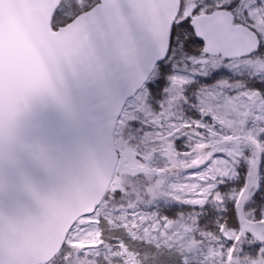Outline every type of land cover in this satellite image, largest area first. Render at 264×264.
Returning <instances> with one entry per match:
<instances>
[{
  "label": "water",
  "instance_id": "water-1",
  "mask_svg": "<svg viewBox=\"0 0 264 264\" xmlns=\"http://www.w3.org/2000/svg\"><path fill=\"white\" fill-rule=\"evenodd\" d=\"M62 1L0 0V264H50L116 170L165 174L130 167L114 133L153 74L122 38L166 35L175 0H99L53 30Z\"/></svg>",
  "mask_w": 264,
  "mask_h": 264
},
{
  "label": "rangeland",
  "instance_id": "rangeland-1",
  "mask_svg": "<svg viewBox=\"0 0 264 264\" xmlns=\"http://www.w3.org/2000/svg\"><path fill=\"white\" fill-rule=\"evenodd\" d=\"M67 3L63 0L57 9L63 18L75 11H63ZM75 3L76 11L89 5L87 0ZM247 67L264 71V61L248 62ZM185 83L183 77H173L157 110L136 94L126 103L114 133L117 152L130 167L166 173L140 184L117 180L114 189L140 187V201L129 207L101 204L72 227L50 264H264V256L239 255L241 244L264 234V220L254 222L243 210L242 198L237 200L236 229L224 223L217 228L216 217L201 222L207 215L205 205L216 210L234 194L232 188L220 192L217 185L235 178V161L244 158L254 165L264 154V100L251 91L229 94L203 87L198 94L189 93L193 99L188 100ZM185 106L196 117L189 116ZM133 113L141 114L145 130L129 128ZM177 139L182 140L179 147ZM255 180L249 183L254 186ZM172 205L176 211L168 215ZM227 240L233 245L227 246Z\"/></svg>",
  "mask_w": 264,
  "mask_h": 264
},
{
  "label": "snow or ice",
  "instance_id": "snow-or-ice-1",
  "mask_svg": "<svg viewBox=\"0 0 264 264\" xmlns=\"http://www.w3.org/2000/svg\"><path fill=\"white\" fill-rule=\"evenodd\" d=\"M68 9H77L75 0H68L63 11ZM87 10V5L80 9ZM53 19L61 24L65 22L62 11H57ZM122 44L131 47L151 65L154 74L135 89V94L144 96L145 103L153 110L160 108L158 102L169 94L172 78L178 76L186 81L183 95L188 100L193 99L189 93L195 90L198 94L201 87L221 89L229 94L251 91L264 100V71L253 72L247 67L248 62L264 61V0H175L174 15L167 23L166 35H154L150 31L140 35L133 33L131 41L124 36ZM185 110L189 116L196 117L195 111L188 110L187 106ZM141 119L140 113H133L128 121L129 128L134 132L145 130L147 125H142ZM261 138L264 139V132ZM181 143V139L175 141L177 147ZM234 170L233 180H223L217 185L220 192L232 188L234 194L216 210L205 205L207 215L202 217V223L216 217L217 228L224 223L236 229L237 200L240 198L244 201L243 210L254 222L264 220V154L254 165L238 158ZM253 174L256 177L254 186L249 183ZM166 211L171 215L176 206ZM244 235L247 238L252 233ZM226 244L230 247L233 241L227 240ZM246 254L264 256V240L241 244L239 255Z\"/></svg>",
  "mask_w": 264,
  "mask_h": 264
},
{
  "label": "trees",
  "instance_id": "trees-1",
  "mask_svg": "<svg viewBox=\"0 0 264 264\" xmlns=\"http://www.w3.org/2000/svg\"><path fill=\"white\" fill-rule=\"evenodd\" d=\"M87 1L89 2V5H88L89 9L92 8L96 4L95 0H87ZM84 12H86V11H84ZM84 12H80V10H77V11L75 10L73 13L69 14V17L63 18V20L65 21L63 24H61L60 21H54V19L52 18L51 27L53 30H55L57 28H61L65 25H67L75 17H77L78 15H80ZM72 17H73L72 20L68 19V18H72ZM153 179L154 178H148V177H144V176H140L138 178L130 179V178L123 176V174L119 170H116L114 178H113L112 183L110 185V188H109L102 204H105V206L108 208L133 206V205L137 204L140 201V199L143 197L141 192H139L141 188L136 186L132 190L127 189V188L114 189V186L116 185L117 180H121V181L125 180L127 182H130L131 184H140V183H145L147 181H152ZM117 193H119V195H117Z\"/></svg>",
  "mask_w": 264,
  "mask_h": 264
},
{
  "label": "bare ground",
  "instance_id": "bare-ground-1",
  "mask_svg": "<svg viewBox=\"0 0 264 264\" xmlns=\"http://www.w3.org/2000/svg\"><path fill=\"white\" fill-rule=\"evenodd\" d=\"M63 2V1H62ZM255 170H253V173H254ZM251 180H254L255 179V175L253 174V176L250 178Z\"/></svg>",
  "mask_w": 264,
  "mask_h": 264
}]
</instances>
